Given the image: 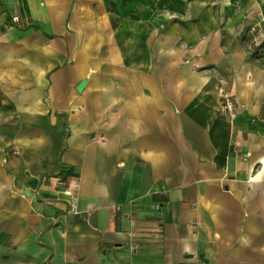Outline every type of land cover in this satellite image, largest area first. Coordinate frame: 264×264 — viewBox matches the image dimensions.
Here are the masks:
<instances>
[{
    "label": "crops",
    "instance_id": "1",
    "mask_svg": "<svg viewBox=\"0 0 264 264\" xmlns=\"http://www.w3.org/2000/svg\"><path fill=\"white\" fill-rule=\"evenodd\" d=\"M11 3L0 264H264V0Z\"/></svg>",
    "mask_w": 264,
    "mask_h": 264
},
{
    "label": "rangeland",
    "instance_id": "2",
    "mask_svg": "<svg viewBox=\"0 0 264 264\" xmlns=\"http://www.w3.org/2000/svg\"><path fill=\"white\" fill-rule=\"evenodd\" d=\"M37 22L42 24L41 20ZM23 22L18 17L11 0H0V53L3 55L8 54L7 50L12 45H21L24 43V34L28 29L26 25L22 24ZM14 30V31H13ZM23 32L21 34H16L15 31ZM15 59H20V55L14 56ZM69 62H72V58H69ZM4 66V63H2ZM8 104L5 103V97L3 92L0 91V107L5 110ZM10 109V108H9ZM11 120H8V116L0 115V130H3L2 125L9 123Z\"/></svg>",
    "mask_w": 264,
    "mask_h": 264
},
{
    "label": "built area",
    "instance_id": "3",
    "mask_svg": "<svg viewBox=\"0 0 264 264\" xmlns=\"http://www.w3.org/2000/svg\"><path fill=\"white\" fill-rule=\"evenodd\" d=\"M223 110L226 113H228L231 119H234L236 117L235 104L232 98L230 97V95H226L225 97V104H224ZM67 193L71 195V191H67Z\"/></svg>",
    "mask_w": 264,
    "mask_h": 264
},
{
    "label": "water",
    "instance_id": "4",
    "mask_svg": "<svg viewBox=\"0 0 264 264\" xmlns=\"http://www.w3.org/2000/svg\"><path fill=\"white\" fill-rule=\"evenodd\" d=\"M85 85H86V81L81 82V84L78 87V91L80 92L83 91Z\"/></svg>",
    "mask_w": 264,
    "mask_h": 264
}]
</instances>
